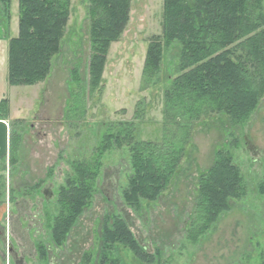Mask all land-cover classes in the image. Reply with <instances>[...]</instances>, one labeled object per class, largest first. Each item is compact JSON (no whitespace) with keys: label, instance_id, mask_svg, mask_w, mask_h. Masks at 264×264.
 <instances>
[{"label":"rangeland","instance_id":"374dc122","mask_svg":"<svg viewBox=\"0 0 264 264\" xmlns=\"http://www.w3.org/2000/svg\"><path fill=\"white\" fill-rule=\"evenodd\" d=\"M163 4L164 0H132L128 26L110 47L102 74L104 89L97 96L87 85L88 0L71 1L61 52L54 57L49 77L34 86L8 84V39L18 35L19 4L12 0L8 21L0 0V101L8 100L10 114L0 122V165H6L0 173L4 177L0 181L1 264H84L87 255L90 261L85 264H98L104 223L113 216L126 220L142 247L153 254L159 249L166 264H260L264 196L258 186L264 176V98L246 124L232 126L222 116L197 124L175 180L156 202H142L137 211L123 199L131 174L127 149L106 153L91 204L61 247L52 241L50 225L60 212L59 191L72 174L71 164L89 160L108 127L134 121L137 105L142 103L145 116L137 121L138 139L160 142L167 135L163 89L176 74V46L165 51L160 85L144 89L142 83L148 44L162 34ZM74 70L85 82L84 97L71 81ZM10 134L16 143L14 165L9 164ZM221 150L229 151L240 169L246 197L233 201L201 240L193 243L187 239V230L198 179L213 166ZM40 243L48 250L44 262L37 251ZM114 255L121 264H143L120 247Z\"/></svg>","mask_w":264,"mask_h":264},{"label":"trees","instance_id":"16d2710c","mask_svg":"<svg viewBox=\"0 0 264 264\" xmlns=\"http://www.w3.org/2000/svg\"><path fill=\"white\" fill-rule=\"evenodd\" d=\"M1 1L10 21L12 0ZM71 1L18 0V35L8 39L7 47L10 86H34L49 77L54 57L61 52ZM131 9L132 0H88L87 85L92 94L99 96L104 89L102 74L108 52L126 30ZM162 17V34L153 37L147 47L142 83L144 89L160 85L165 51L176 46V74L169 77L163 89L167 135L160 142L138 139L137 123L145 116V108L139 103L134 121L108 127L92 157L71 164L72 174L59 191L60 212L50 225L52 241L58 248L91 204L106 153L127 149L131 174L123 199L137 211L142 202H156L175 180L197 124L213 116L226 117L232 126L246 124L264 98V0H164ZM71 81L77 83L84 97L86 85L76 70ZM75 97L80 100L79 95ZM9 115L8 100L3 99L0 121H7ZM14 145L10 134L11 165L17 162ZM5 171L6 165H0V173ZM258 190L264 196V176ZM246 193L231 153L218 151L213 166L198 179L187 239L200 241L231 203L246 197ZM1 196L0 190V206ZM102 241L98 264H121L114 255L116 247L128 250L143 264H166L159 249L153 254L140 245L122 216L106 218ZM37 251L41 262L48 260L44 244H38ZM84 258V264L89 263L90 255ZM260 260L264 264V249Z\"/></svg>","mask_w":264,"mask_h":264},{"label":"crops","instance_id":"0c3cea01","mask_svg":"<svg viewBox=\"0 0 264 264\" xmlns=\"http://www.w3.org/2000/svg\"><path fill=\"white\" fill-rule=\"evenodd\" d=\"M0 122H2V121H0ZM0 209H1V207H0ZM1 215H2V214H1V212H0V222H1V218H2ZM0 237H1V235H0ZM0 240H1V238H0ZM0 259H1V257H0ZM0 264H1V262H0Z\"/></svg>","mask_w":264,"mask_h":264},{"label":"flooded vegetation","instance_id":"af4514ba","mask_svg":"<svg viewBox=\"0 0 264 264\" xmlns=\"http://www.w3.org/2000/svg\"><path fill=\"white\" fill-rule=\"evenodd\" d=\"M45 194L47 195L48 194V191H46Z\"/></svg>","mask_w":264,"mask_h":264}]
</instances>
